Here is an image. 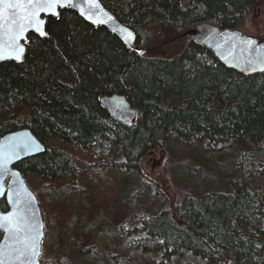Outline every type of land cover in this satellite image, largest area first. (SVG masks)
I'll use <instances>...</instances> for the list:
<instances>
[{
	"label": "trees",
	"instance_id": "obj_1",
	"mask_svg": "<svg viewBox=\"0 0 264 264\" xmlns=\"http://www.w3.org/2000/svg\"><path fill=\"white\" fill-rule=\"evenodd\" d=\"M101 2L134 31L141 54L66 9L49 19L46 37L30 35L23 62H0V139L27 128L46 146L17 168L44 184L66 181L79 190L82 185L114 210L143 158L172 141L240 150L247 167L231 179L229 190L145 214L146 233L122 239V251L101 236L89 244L102 212L94 221L72 223L61 237L57 231L53 235L49 221L55 202L38 196L47 236L42 264H70L61 250L71 248L79 229L89 254L84 264H226L229 259L264 264V72L226 67L187 33L203 24L240 29L254 9L264 11V0ZM163 31L187 36L188 42L173 56L151 54L148 43ZM113 94L126 95L137 110L132 126L102 105L101 98ZM255 169L259 180L250 175ZM110 194L111 201L104 202ZM0 204L8 210L4 199Z\"/></svg>",
	"mask_w": 264,
	"mask_h": 264
},
{
	"label": "rangeland",
	"instance_id": "obj_2",
	"mask_svg": "<svg viewBox=\"0 0 264 264\" xmlns=\"http://www.w3.org/2000/svg\"><path fill=\"white\" fill-rule=\"evenodd\" d=\"M240 30L264 40V11L258 7L254 9ZM186 42L187 36L163 31L162 35L147 46L153 49L151 54L173 56L181 51ZM242 156L240 150L232 148L214 151L202 141H172L171 147H163L143 158L141 169L132 172L131 178L126 179L128 187L115 200L114 210L106 207L105 203L98 200L99 196L82 185L79 190L78 187L72 189L66 181L50 185L44 184V180L35 175L26 174L24 177L37 197L49 196L46 197L49 204L52 203L51 196L53 197L54 215L50 216L49 221L53 235L57 231L61 237L69 232L72 223L77 220L82 222L84 218L94 221L97 212H102L103 215L97 217L101 221L97 233L93 235L94 239H89V244L96 243L101 236L104 240L111 239L116 244L115 251H120L118 243L122 239L131 234L146 233L142 223L145 214L159 213L175 203L187 205L191 197L229 190L231 179L238 178L247 167ZM255 171L257 170L250 172V175L259 180ZM114 185V180L109 181L107 187ZM262 185L264 189V183ZM111 198L110 194L104 202L111 201ZM74 234L77 240H72L71 248H64L61 253L70 260V264H84V259L89 258V254L82 249L80 229L79 233L75 231ZM46 237L45 234L42 251L46 249ZM49 253H53L51 248Z\"/></svg>",
	"mask_w": 264,
	"mask_h": 264
},
{
	"label": "water",
	"instance_id": "obj_3",
	"mask_svg": "<svg viewBox=\"0 0 264 264\" xmlns=\"http://www.w3.org/2000/svg\"><path fill=\"white\" fill-rule=\"evenodd\" d=\"M76 7L67 5L58 7V15L51 13H40L44 21L41 26L45 33L34 28L24 32L19 43L24 52L19 60L13 57L0 59L1 63H21L26 55V44L30 35L40 38L47 36V25L50 18H58L61 10L69 9L77 13L86 22L94 27L106 28L118 37L131 51L141 54L144 48L138 46L136 34L128 26L121 23L116 16L110 12L101 0H74ZM83 9V13L81 11ZM129 33L131 35H129ZM188 35L193 40L209 48L218 60L226 67L243 74H258L264 72V40L257 36L249 35L240 29H222L218 26L203 24L189 30ZM102 105L109 114L117 121L126 126H132L137 118V110L130 104L124 94L105 95L101 98ZM46 152V146L33 134L30 129H21L8 133L0 139V201L5 200L8 210L4 211L0 204V217L7 218L9 214L26 219L32 230L21 233L19 238L27 235L29 242L36 245V256L34 264H42V245L45 237V221L43 212L36 193L30 188L24 174L17 168L20 162ZM6 224V222H5ZM0 243L6 242L12 247H18L13 240L7 239L5 228H0ZM29 259H33L29 254ZM227 264H239L234 259H229Z\"/></svg>",
	"mask_w": 264,
	"mask_h": 264
},
{
	"label": "snow or ice",
	"instance_id": "obj_4",
	"mask_svg": "<svg viewBox=\"0 0 264 264\" xmlns=\"http://www.w3.org/2000/svg\"><path fill=\"white\" fill-rule=\"evenodd\" d=\"M67 5L77 6L74 0H0V59L13 57L19 60L24 52L19 43L24 32L34 28L41 35L45 34L40 13L58 15L57 8ZM81 11L83 13V9ZM3 167L0 164V169ZM0 228H5L7 239L18 245L12 247L6 242L0 243V264H34L35 243L29 242L27 235L19 238L21 233L31 231L32 225L26 219L9 214L7 218L0 217ZM29 254L33 259H29Z\"/></svg>",
	"mask_w": 264,
	"mask_h": 264
},
{
	"label": "bare ground",
	"instance_id": "obj_5",
	"mask_svg": "<svg viewBox=\"0 0 264 264\" xmlns=\"http://www.w3.org/2000/svg\"><path fill=\"white\" fill-rule=\"evenodd\" d=\"M111 33V32H110Z\"/></svg>",
	"mask_w": 264,
	"mask_h": 264
}]
</instances>
